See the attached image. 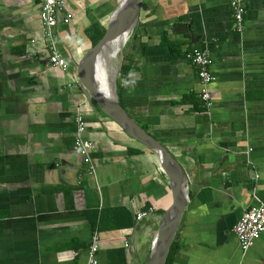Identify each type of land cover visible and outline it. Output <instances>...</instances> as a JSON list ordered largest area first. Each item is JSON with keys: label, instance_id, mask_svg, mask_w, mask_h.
Segmentation results:
<instances>
[{"label": "crops", "instance_id": "crops-1", "mask_svg": "<svg viewBox=\"0 0 264 264\" xmlns=\"http://www.w3.org/2000/svg\"><path fill=\"white\" fill-rule=\"evenodd\" d=\"M63 1L61 17L73 18L55 41L66 70L50 61L41 0H0V264H86L95 233L99 264H148L174 199L168 170L91 93L95 26L107 30L123 0ZM244 1L239 30L230 0H142L132 34L121 103L183 160L190 183L172 264H264V233L243 251L234 232L264 204V0ZM195 46L211 59V109L186 58ZM79 108L95 175L74 147Z\"/></svg>", "mask_w": 264, "mask_h": 264}, {"label": "water", "instance_id": "water-1", "mask_svg": "<svg viewBox=\"0 0 264 264\" xmlns=\"http://www.w3.org/2000/svg\"><path fill=\"white\" fill-rule=\"evenodd\" d=\"M141 4L142 0H123L111 14L104 38L91 50L89 56L91 93L106 115L114 119L131 137L157 153L166 165L174 199L154 234L148 263L166 264L171 246L178 240L180 220L190 198V183L185 169L169 148L129 114L118 94V77L125 47L138 24Z\"/></svg>", "mask_w": 264, "mask_h": 264}, {"label": "built area", "instance_id": "built-area-1", "mask_svg": "<svg viewBox=\"0 0 264 264\" xmlns=\"http://www.w3.org/2000/svg\"><path fill=\"white\" fill-rule=\"evenodd\" d=\"M230 4L233 10L234 22L238 29L241 30L247 13L246 3L244 0H230ZM64 8L65 2L63 0H41L39 17L43 27V39L50 52L52 65L66 70L67 63L65 57L55 41V29L58 24L61 22L68 24L73 18L72 13H66L61 17ZM186 58L198 68V76L201 82L200 99L207 109H211L214 103L210 85L214 81V74L211 69L210 56L205 50L195 46L187 51ZM75 122L77 128L74 147L80 154L82 161L88 166V171L95 175L97 165L93 158V151L96 148V143L85 135L87 121L84 112L80 108L76 111ZM79 183H81V178L79 179ZM257 200L259 199L257 198ZM259 201L248 208L234 225V232L243 251L252 247L264 233V204ZM148 213L149 211H140L137 214V220L146 217ZM99 249V236L95 233L88 247L86 264H99Z\"/></svg>", "mask_w": 264, "mask_h": 264}, {"label": "trees", "instance_id": "trees-1", "mask_svg": "<svg viewBox=\"0 0 264 264\" xmlns=\"http://www.w3.org/2000/svg\"><path fill=\"white\" fill-rule=\"evenodd\" d=\"M95 28L97 29V34H96L95 39H94V43L96 46L104 38V36L106 34V30L103 27H101L100 25L95 26ZM133 39H134V35H132L130 37L129 41L126 44L124 59H123V63H122L121 70H120V76L118 78V94H119L121 102H122V100H121L122 91H123L125 85L127 84L128 80H129V74H130V71H131L132 65H133V51H134V44H133L134 40ZM144 128L148 131L147 126ZM178 248H179L178 242L174 241L172 246H171L166 264H172L173 263L174 256H175L174 254L176 252V249H178Z\"/></svg>", "mask_w": 264, "mask_h": 264}, {"label": "rangeland", "instance_id": "rangeland-1", "mask_svg": "<svg viewBox=\"0 0 264 264\" xmlns=\"http://www.w3.org/2000/svg\"><path fill=\"white\" fill-rule=\"evenodd\" d=\"M177 159H178V158H177ZM178 160H180V161H181L182 159H178ZM182 161H183V160H182Z\"/></svg>", "mask_w": 264, "mask_h": 264}]
</instances>
